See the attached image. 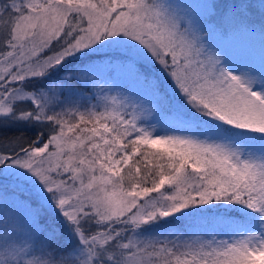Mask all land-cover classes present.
<instances>
[{"label": "snow or ice", "instance_id": "1", "mask_svg": "<svg viewBox=\"0 0 264 264\" xmlns=\"http://www.w3.org/2000/svg\"><path fill=\"white\" fill-rule=\"evenodd\" d=\"M253 34L264 0H0V264H264V61L217 44Z\"/></svg>", "mask_w": 264, "mask_h": 264}, {"label": "rangeland", "instance_id": "2", "mask_svg": "<svg viewBox=\"0 0 264 264\" xmlns=\"http://www.w3.org/2000/svg\"><path fill=\"white\" fill-rule=\"evenodd\" d=\"M179 2L188 4L191 7H195V0H179ZM248 39V42L246 43ZM217 44L221 47H227V45H232L234 47L238 46L239 44L241 45V48H245V50L251 49L252 52L246 51L241 54H235L237 59H244L251 61L255 63L258 67L261 65L262 61H264V36H261L259 34H253L249 36H244V37H236V38H229L227 40L225 39H219L217 40ZM206 229L202 228H196L192 229V233H183L181 231H170L169 233L172 234V237L174 236H182V237H195L198 235H204ZM168 235V234H167ZM170 237V238H172Z\"/></svg>", "mask_w": 264, "mask_h": 264}, {"label": "trees", "instance_id": "3", "mask_svg": "<svg viewBox=\"0 0 264 264\" xmlns=\"http://www.w3.org/2000/svg\"><path fill=\"white\" fill-rule=\"evenodd\" d=\"M247 42H248V39H247L246 43ZM240 46H241L240 44L238 46H236V47H234L232 45H229V44L227 45V47L230 48L236 55L237 54L244 53L246 51L252 52L251 49L245 50V48L243 49ZM196 228H199L200 229L201 227L193 224L191 221H186L184 224H177L175 227H170V228L164 229V230H155L154 229L152 231L153 232L164 231V234L167 235V234H169L170 231L177 230V231H181V232H183L185 234V233H192L191 232L192 229H196Z\"/></svg>", "mask_w": 264, "mask_h": 264}]
</instances>
